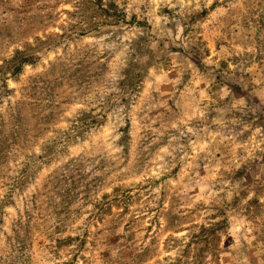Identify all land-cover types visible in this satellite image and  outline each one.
<instances>
[{
	"label": "rangeland",
	"instance_id": "obj_1",
	"mask_svg": "<svg viewBox=\"0 0 264 264\" xmlns=\"http://www.w3.org/2000/svg\"><path fill=\"white\" fill-rule=\"evenodd\" d=\"M0 264H264V0H0Z\"/></svg>",
	"mask_w": 264,
	"mask_h": 264
}]
</instances>
